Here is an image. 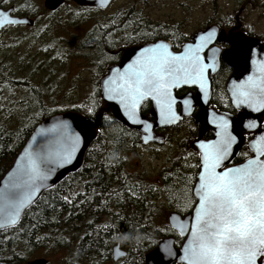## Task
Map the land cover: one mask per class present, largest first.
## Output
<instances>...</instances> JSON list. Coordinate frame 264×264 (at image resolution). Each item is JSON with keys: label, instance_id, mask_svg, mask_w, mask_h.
<instances>
[{"label": "trees", "instance_id": "obj_1", "mask_svg": "<svg viewBox=\"0 0 264 264\" xmlns=\"http://www.w3.org/2000/svg\"><path fill=\"white\" fill-rule=\"evenodd\" d=\"M34 1L26 0L25 11L19 15L32 18L33 27L6 28L11 34L0 59V179L34 128L44 119L68 111L58 108L62 101L58 96L59 81L64 70L61 56L66 57L67 53L96 64L98 78L106 75L105 66L117 63L124 50L167 38L145 32L140 20L126 15L104 25L94 22L91 44L73 42L67 36L70 32L66 26L72 20L69 17L74 12L98 10L79 8L66 0L57 11L47 12ZM30 43L33 48L20 49ZM170 44L173 50L181 45L177 41ZM93 86L95 104L91 114H84L77 107L70 109L96 125V137L86 150L80 169L44 191L15 227L0 231V264H23L41 254L59 253L64 254L63 264H109L112 247L117 243L126 257L116 264H144V256L163 238H173L175 248L180 247L182 239L175 231L153 228L152 190L144 176L128 170L126 155L143 146L139 134L105 111L99 83ZM214 108L231 110L230 106ZM148 109V103L141 107L145 117L149 116ZM158 132L163 135V130ZM249 156L243 148L238 161ZM177 172L164 181L171 190L177 184L183 188L174 198L184 203L190 195L188 176ZM189 212L190 209L179 215Z\"/></svg>", "mask_w": 264, "mask_h": 264}, {"label": "snow or ice", "instance_id": "obj_2", "mask_svg": "<svg viewBox=\"0 0 264 264\" xmlns=\"http://www.w3.org/2000/svg\"><path fill=\"white\" fill-rule=\"evenodd\" d=\"M214 35L208 31L196 36L195 43L185 44L178 54L170 52L163 43L142 48L122 71L111 69L113 75L103 81L105 97L117 99L128 120L143 123L145 132L150 125L138 119L136 109L146 98L155 102L161 123L175 122L178 117L172 108L176 103L172 89L191 84L203 90L205 69L214 70L217 49H209L207 63L200 54ZM253 63L256 64L255 59ZM232 95L233 103L246 105L253 111L264 108V61L256 64L254 75L235 86ZM183 103L187 110L189 102ZM209 123L215 124L216 138L197 145L202 169L194 186L198 203L194 205L195 215L190 224L182 222L179 226L181 234L190 227L180 259L185 264H261L264 261V134L252 141L256 155L245 164L217 171L228 158L236 138L228 132L224 117ZM245 127L251 129L256 124L252 121ZM57 130H60L57 152L25 148L7 181L0 186V218L5 226L14 224L20 209L36 195L37 181L47 179L39 165L52 163L54 159L68 162L75 151L78 137L67 131L66 124L41 129L39 134Z\"/></svg>", "mask_w": 264, "mask_h": 264}, {"label": "water", "instance_id": "obj_3", "mask_svg": "<svg viewBox=\"0 0 264 264\" xmlns=\"http://www.w3.org/2000/svg\"><path fill=\"white\" fill-rule=\"evenodd\" d=\"M66 0H43L42 7L47 12H55L57 11ZM114 0H71V2L79 7V8H92L96 10H106L109 5ZM214 1V0H210ZM33 20L28 17H20L14 14L13 7L9 8H0V33L8 27H17L23 26L31 28L33 27ZM208 31H212L215 33L214 37L211 40V43L207 45H212L215 41V38L218 36L219 42H227L230 45V48L225 51L222 55L223 60L228 64L230 68L233 69L232 75L229 77L226 83V93L228 99L231 103V107L234 111L237 112L236 116L230 115L226 112L216 111L212 108H209V99L211 95L210 88V79L208 78L206 67L205 69V81L204 88H201L198 85H181L179 88L172 89V97L176 101L173 104V111L176 113L178 119L175 122H160V116L158 115L156 104L150 98H146L141 101V103L137 106L136 113L138 119L150 125V128L147 132L144 131L143 123L135 124L128 120V118L124 114V110L121 108L120 103L117 99H107L103 92V81L108 76H112L113 73L111 69H116L117 72L122 71L124 66L130 64L132 60L136 57L137 53L142 48L151 47L156 43H163L168 45V50L174 54H178L183 51V44L180 48V51L175 52L172 50L171 44L164 40H157L155 42H150L146 44H142L139 46L130 47L123 51L122 56L118 64L111 65L107 69L106 75L99 81V97L104 105L105 111L111 112L113 118L122 124L124 127L134 130L139 134V138L141 144L150 145V144H162L164 142V138L158 136L156 134L157 129H166L177 126L184 119L189 118L194 113V110L197 108L198 112L195 113L193 120L196 125H199L198 137L195 141H193V147L198 153L199 156V148L197 147L198 143L206 142L202 140V135L206 128H209L212 133V139L215 140V124L209 123L210 120L215 121L219 117H224L228 122V132L236 138L235 143L231 146L228 158L222 162L221 167L217 169V171H223L226 167H239L246 163V161L252 158L254 155L253 148L251 147L252 141L256 139L261 134H264V108H260L257 111H253L250 107L233 103V95L232 91L236 85H239L242 81H245L249 76L254 75L256 72V64H259L261 61H264V45L253 38H245L241 33H233L229 32L227 35L224 32H220L218 34L216 27H208L204 31L197 32L192 38V42L186 44H194L195 37L201 35L202 33H207ZM206 47V48H207ZM205 48V49H206ZM217 49L216 47H212ZM204 49V50H205ZM211 49V48H210ZM203 50V51H204ZM255 50V51H253ZM203 51L201 52L202 59ZM218 53V49L216 54ZM255 59L256 64L253 63ZM206 60V59H204ZM241 60H245L247 63H241ZM206 63V61H205ZM242 71V72H240ZM212 74V73H211ZM181 88H195L196 92L194 95L192 93H186L182 96H176V91ZM187 100L189 103L186 106L184 105V101ZM145 102H150L151 110H150V118L149 120L141 113V107ZM254 121L256 127L254 128H246L245 125L249 122ZM66 124L67 131L78 137V142L75 146V151L71 155V158L68 162L61 163L59 159H54L52 163L40 164L42 172L47 174V179L43 181H37V192L36 195L32 197L29 203L25 204L23 208L20 209V213L17 216L16 222L12 225L5 226L2 218H0V231L15 227L24 212L32 206L40 197V195L57 185L61 182L66 176L69 174H73L77 172L82 163L86 150L88 149L91 142L96 137V127L89 124L84 116L81 114L67 111L59 114H54L43 121H41L32 131L31 135L25 142L24 146L16 156L12 166L9 170L4 174V176L0 179V186H2L8 179V174L13 171L16 166V161L20 159L21 154L24 152L25 148H28L29 151H39L43 149L45 153H55L60 149V144L58 143V138L60 135V130L51 133H45L44 135H40L39 132L41 129L51 128L53 125L58 124ZM248 133L251 134V138L246 143V147L250 152L251 156L246 160L242 161L238 164H232L234 159L236 158L238 151L242 148L245 142L244 135ZM256 158H261L257 156ZM48 169H51L49 172ZM200 167V158H199V169L195 177V182L192 188V195L195 199V204L198 203V198L195 196V185L199 182V172L201 171ZM42 185V186H41ZM194 204V205H195ZM195 215V208L191 210V212L187 215L181 216L178 213L171 212L167 216V224L168 226L175 231L181 238L184 239L181 247L176 249L174 247V240L171 237H166L161 239L152 249L144 256V264H185L184 261L180 259L181 255H183V247L186 243L187 233L190 232V227L186 228L183 234H181L180 224L182 222H187L190 224L191 219ZM126 257V252L120 247V244L117 243L112 247L111 250V260L112 263H116L122 258ZM27 264H48V260L43 258L34 259ZM264 264V261L261 262Z\"/></svg>", "mask_w": 264, "mask_h": 264}, {"label": "rangeland", "instance_id": "obj_4", "mask_svg": "<svg viewBox=\"0 0 264 264\" xmlns=\"http://www.w3.org/2000/svg\"><path fill=\"white\" fill-rule=\"evenodd\" d=\"M25 1L0 0L2 3L0 8L13 7L14 14L19 16L25 11ZM34 2L42 6L43 0ZM182 4H189L193 8L185 9L181 6ZM61 13L64 11L62 10ZM126 15L140 20L143 26L142 30L155 33L156 36L162 34L159 30L162 24H178L182 34L191 36L200 26L205 23L206 27L210 24L216 25V21L227 27L240 24L254 34H264V0H243L240 4L236 0H216L215 2L207 0L206 2L202 0H114L106 10L74 12L69 17L72 20L66 26L70 32L67 36L73 42L82 40L84 43L89 41L91 44L90 35L95 25L94 22L98 21L104 25L106 22H111L112 19ZM30 19L32 20V18ZM9 34H11L10 29L0 33V59L3 54L2 49L5 50L9 42ZM29 47L33 48L34 45L23 44L20 49L26 50ZM60 59L64 64V70L59 81L58 96L62 101L58 108L70 111L77 107L82 113L91 114L95 104L93 97L95 86L93 85L95 82L99 83L104 75L97 78L96 70L98 68L96 64H92L88 60L67 53L66 57L61 56ZM107 67L105 66V72ZM196 135L195 126L189 119L175 128L164 129L163 135L159 134V136L165 137L162 144L138 146L126 155L129 172L144 176L147 186L152 190L153 195L150 198V203H153L154 207L150 210L152 219L155 221L153 228L159 229L161 232L172 230L167 224V216L171 212L180 214L179 212L189 209L191 212L195 204L191 191L198 166L197 154L191 143L193 139H196ZM177 171H183L188 176L190 195L184 203L174 198L181 194L183 188L177 184L171 190L164 181L170 175L175 177ZM171 180L169 179V181ZM37 258L48 260V264H63L64 254L59 253L53 256L41 254V256L30 258L23 264Z\"/></svg>", "mask_w": 264, "mask_h": 264}, {"label": "flooded vegetation", "instance_id": "obj_5", "mask_svg": "<svg viewBox=\"0 0 264 264\" xmlns=\"http://www.w3.org/2000/svg\"><path fill=\"white\" fill-rule=\"evenodd\" d=\"M185 1H188V0H185ZM204 2H206V0H202ZM208 2H215L216 0L214 1H210V0H207ZM237 1V0H236ZM188 3V2H187ZM240 4V3H238ZM180 5V4H179ZM183 8L185 9H192L193 7L190 6L189 4H182L181 5ZM215 24H210L206 27V23L203 25V26H200L199 29H197V31L192 34L191 36H188V35H185V34H182V32L180 31V26L177 24V25H174V24H171V25H167V24H162L160 25V31H161V35H163V37H167L166 39H163V38H157L155 41L157 40H164V41H167L169 43H172V41H177L179 42L181 45L179 46V48H177L176 50H173L175 52H178L180 51V48L183 44H186V43H190L192 42V38L194 37V35L197 33V32H200V31H204L206 30V28L208 27H216L217 28V31H218V34L220 32H224L226 35L229 33V32H233V33H241L244 35L245 38H253V39H256L258 41H260L263 45H264V34H254L253 32L249 31V30H246L244 27H242V25L240 24H237L235 26H223L221 25V23L219 22H215ZM160 36H157V37H161ZM153 41V42H155ZM212 47H216L218 49V53L215 55V66H214V70L213 68H208L207 70V74H208V78L210 79V88H211V95H210V99H209V108H212L216 111H219L217 110L216 108H214V106L218 107V106H230L231 107V103L228 99V96H227V93H226V83L229 79V77L232 75L233 73V69L230 68L228 66V64L223 60L222 58V55L225 51H227L229 48H230V45L227 43V42H219L218 41V36L215 38V41L212 45H209L204 51H203V58L206 59V63H207V56H208V52H209V49L212 48ZM123 53V52H122ZM122 53L120 54V58L122 56ZM120 58H119V61H120ZM119 61L117 63H114L112 65H115V64H118ZM241 63H247L245 60H241ZM111 66V65H110ZM109 66V67H110ZM242 72V71H240ZM212 73V74H211ZM196 92V89L195 88H181L180 90L176 91V96H182L186 93H192V95H194ZM148 103V106H149V109H148V113H149V116L146 117L148 118L149 120H152L150 118V110H151V104L150 102H145L144 104H147ZM143 104V105H144ZM198 112V109L196 108L194 110V113L192 114V116H190L189 118H186L184 119L182 122L184 121H187L189 119L192 120L193 122V125L195 126V130H196V139L198 137V132H199V125H196L194 123V120H193V117L195 115V113ZM220 112H224V111H220ZM226 113L230 114V115H233V116H236L237 112L234 111L231 107V110L230 111H226ZM182 122H180L179 124H181ZM264 123V121H263ZM178 124V125H179ZM166 129H169V128H166ZM158 130H164V129H157L156 130V134L158 135ZM159 136V135H158ZM251 134H248L246 133L244 135L245 137V142H244V145L242 146V148L238 151V154L236 156V158L234 159V162L232 163L233 165L234 164H238V163H241L242 161H238V158H239V155L242 151L243 148H246V143L248 142V140L251 138ZM162 137V136H161ZM164 140H165V137H163ZM195 139V140H196ZM212 139V133H211V130L209 128H206L203 135H202V140L203 141H209ZM194 140V139H193ZM193 140H192V148L193 150L195 151V153L197 154V172H198V169H199V156H198V153L197 151L195 150V148L193 147ZM194 140V141H195ZM248 150V149H247ZM249 152V151H248ZM250 153V152H249ZM251 156V154H250ZM249 156V157H250ZM247 157V158H249ZM246 158V159H247ZM245 159V160H246ZM244 161V160H243ZM197 174V173H196ZM196 177V176H195ZM192 193V191H191ZM194 207V206H193ZM193 209V208H192ZM187 215V214H186ZM177 234V233H176ZM178 235V234H177ZM179 236V235H178ZM180 237V236H179ZM181 238V237H180ZM182 239V243L184 241L183 238ZM174 240V239H173ZM181 243V245H182ZM180 245V247H181ZM175 247V246H174ZM179 247V248H180ZM179 248H176V249H179ZM118 262V261H117ZM116 262V263H117ZM116 263H112V264H116Z\"/></svg>", "mask_w": 264, "mask_h": 264}]
</instances>
